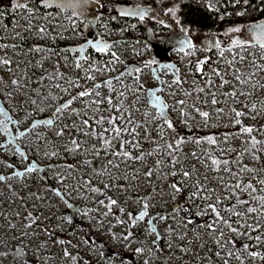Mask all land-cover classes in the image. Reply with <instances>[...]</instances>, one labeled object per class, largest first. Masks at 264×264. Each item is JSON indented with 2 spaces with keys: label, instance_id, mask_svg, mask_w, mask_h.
I'll return each instance as SVG.
<instances>
[{
  "label": "rangeland",
  "instance_id": "1",
  "mask_svg": "<svg viewBox=\"0 0 264 264\" xmlns=\"http://www.w3.org/2000/svg\"><path fill=\"white\" fill-rule=\"evenodd\" d=\"M109 1V0H106ZM208 7L213 10L218 9L219 0H205ZM22 3L26 9V13L23 11H13V19L10 25H5L0 17V27L3 29L0 35V45H7L6 48H0V57L8 58L13 61V70L16 73V77L21 80V83H25L29 76L33 79L40 75L46 76L48 73H54L55 67L58 65L59 72L65 75L63 82H66L68 77L74 76V61L69 59L65 53L62 51L56 52L57 55H52L53 50H45L43 53L29 54L26 51H20L15 47L16 36L22 33L21 27V17H26L27 21L29 19L33 20L34 14L38 11L41 13V18H38L37 23L40 28H44L46 31L44 34L37 31L36 44L45 45L42 47H49L46 45L45 39L47 36V30H54L52 27H61L62 33H71L73 36L72 43L79 42L83 36L91 39L93 36L102 34V41H115L117 38L120 39V43L116 45L112 44V47L107 50V56L98 60L94 58L91 63H86L82 58L79 60L80 67V81L85 85H90L92 83H99L102 85V89H99L101 96H112L114 104L119 107V101L123 100V106L127 109L124 116L131 115V119L135 122L141 124V128L137 129L139 136V144L141 147L139 149L128 147V151L139 155L141 152H147L155 148L156 144H161L165 139L172 134L173 130L167 129L163 121L158 117L155 111L147 105V100L145 96V90L148 87H153L157 85L154 79L149 65L140 67L142 70L139 73V83H142L144 88L139 89L137 86L136 79H130V75H124L122 80L113 83V87L116 89L115 92H111L109 87L105 82H102L107 78V72L112 75H119L120 73H126L125 68L129 63L128 59L125 57V53H122V49H134L140 42L142 45H146L145 60L153 59L154 61L162 60L170 57L172 53H177L178 57L175 61L180 59V53L186 52L192 55L190 62H187L180 70H178L179 78L189 84L190 87L198 88L202 87L201 81H207L211 79L213 81V86L208 87L207 83L203 87L206 88L207 92H215L217 94V99L219 103L215 106L211 104V96L206 93H201V96L197 99V106L201 107L205 111H210L213 115L211 123L214 125L210 128H204L206 131H212L216 134L225 133H236L238 132L240 126H234L233 117L234 113L230 109L235 108L240 111L247 112V115L241 117L242 125L253 126L254 129H260L262 131L253 132L254 137L264 142V114L258 115L256 119H251L253 115L252 112L244 107L247 104L249 108L252 103L257 101H264V89L260 88L259 85H264V72H257L256 75L251 76V80L257 87H253L252 84L239 83L235 80L233 72L234 69H239L240 72L244 73L247 77L253 71L251 61L256 59L258 64L264 65V60L251 51L250 49L242 50L240 53L236 54L233 52L232 59H227L224 56L221 57L220 49L214 47L216 40H219L221 47L229 48L231 46V39L233 38H243L248 40L251 44H255L256 41L252 39L250 33H232L231 35H225L224 33L230 28L217 33L215 35L204 32L200 34H193L190 32V38L194 44V49L185 48L184 51H180V44L178 41L184 39L183 31L178 24L176 17L169 12L167 9H162L164 11L163 15L166 17L165 22H158L151 24L145 32H141L137 28L136 21L126 22L127 31L131 34V38L140 40L136 44L127 42V35L121 29H114L111 27L107 20L103 18L99 11V4L95 0H89L86 5H80L73 8L71 5L77 3V0L68 2L69 5L63 12L58 9V13H62V18L55 17V11L40 10L35 9L32 4H26L27 2H20L16 0L15 4ZM29 3V2H28ZM0 0V5H1ZM32 5V6H31ZM72 8V10H70ZM139 7H127L123 6L120 8L121 12L125 10H135ZM146 9V8H139ZM154 9V8H153ZM152 10V9H151ZM82 12L83 15L79 16V20L75 23H71L76 27L78 22L83 24V36L80 33L74 35L70 27L69 14L73 15V12ZM151 12L148 9L146 14L147 17H152L153 19H159L161 13ZM44 13L48 14V18L44 19ZM149 14V15H148ZM28 16L30 17L28 19ZM77 18V19H78ZM161 21V20H160ZM51 22V24H49ZM255 23V22H254ZM167 25L164 33L158 32L155 28L156 25ZM252 24V23H251ZM249 24H240L242 28H246ZM232 27V26H231ZM32 31V35L35 31L34 24L29 27ZM34 30V31H33ZM59 35V34H58ZM34 36V35H33ZM48 37V36H47ZM94 39V38H92ZM100 39V37H99ZM140 44V45H141ZM256 50L259 46L254 47ZM215 49L212 54L213 66L209 63L202 65L203 68V79L197 76L199 71H197L196 65L198 61L206 60L207 52L209 50ZM115 52L119 56V62L114 63L111 53ZM144 53V52H143ZM138 54L141 53L138 51ZM240 56L246 57L245 61H240ZM38 61L43 62V68L38 64ZM143 61V60H142ZM229 61H233L231 67H226ZM162 62V61H161ZM16 63H20L21 66L16 68ZM154 65V64H152ZM156 65V64H155ZM53 68V70H49ZM91 69H98L92 71ZM213 69H216L224 78L229 80L231 83L224 85L223 88L215 87L216 84L220 82V77L215 76ZM173 71L162 70L159 75L162 77L161 81L162 89L161 92L164 101L169 105V118L174 124V128H178L180 131L183 129H189V124L195 128L199 127L201 121L197 117L196 120L190 121L188 124L184 122V118L179 115L178 111H173L172 106L175 104L176 100L185 99L184 94L179 86H173L171 89L168 85L172 80L176 78V73ZM135 73H133L134 75ZM92 75L95 77L94 80H88L86 77ZM137 75V74H136ZM0 77H3L5 81H8L10 74L3 67H0ZM58 82L59 77L53 80ZM57 83H55L56 85ZM35 87V86H34ZM65 87V85H61ZM31 84L27 88L23 89H12L7 90L13 91L12 97H6L3 92H0V110L7 113V117L0 115V121L4 122V126L7 127L10 135H6L3 131V126H0V145H6V147H0V175L5 177H12L5 182H0V212L5 213L8 219L17 225L13 230H7V220L4 217H0V237H5L4 245L0 244V251L6 245L10 246L13 250L18 247V243H21L22 249L26 250L27 255H29L26 264H108L109 258L111 259V264H163L162 257L163 252L159 251V247L163 248V251L169 255V264H183L184 261L189 257L199 256L206 264H220L218 258L207 259L211 253L208 249L217 251L220 248L216 245L214 240V235L207 236L205 228H198L196 224L188 225L187 228L182 225L185 223L187 218L190 217V213L197 214L199 209L193 205H203V199L197 197H191L192 191L195 190L194 184L196 180L199 179L203 182L206 187L214 188L216 193L222 189V183L205 165L206 162H197L195 158L192 157L191 153L194 147L190 143L182 144V152L178 153V156L182 161H185L183 168L184 170H191L192 165L196 164L200 175H193L188 181H185L183 176L177 174L172 176L169 173L172 171L170 166L155 167L156 161H167L165 157V149H163V154H153L152 156H145L144 161H121L116 157L110 155L109 160H113L115 163H120L119 174H124L127 169V174L129 177L133 175V170H137L141 173L140 179L137 181H132L131 185L127 181L118 179V173L116 169L111 170V175H109L106 170L109 166L108 164L95 165L93 166L89 161L96 155V151H93V146H96L97 150L102 148L101 141L92 137L90 134V129H84L80 127V116L72 114V109L75 112H79L84 119H88L90 116H100L103 115L107 118L110 114L113 116H119L120 114L114 110L96 112H88L87 116H84L85 104L81 103L79 100L72 105V109L66 110L64 113L54 115L56 107L61 103L71 99L72 95H75L73 89L70 88V93L64 98L63 102H58L56 99L51 103L49 100H40L37 105H32L28 97L35 92L30 91ZM55 86L52 88L54 89ZM73 88V87H72ZM133 89V90H129ZM244 91L245 93H251V95L237 96L236 98H231L225 93L231 91ZM93 91H96L95 89ZM120 91H124L125 98L120 97ZM174 92L175 95L170 93ZM61 94L64 92L60 91ZM139 96V100H137ZM96 98V97H92ZM89 98H85L87 101ZM55 102V103H54ZM105 104L100 105L101 108L106 107ZM180 106L176 105L178 109ZM225 108L227 109L220 118H215V108ZM261 105L257 103V109L259 110ZM42 109V110H41ZM139 109V111H137ZM186 111L192 112L195 116L196 113L192 110V104L188 102V107ZM155 117V119H154ZM52 119L53 124L48 126L43 121ZM18 121V123H11L9 121ZM39 122L38 126L32 129L30 126ZM75 121L77 127L72 128L71 124ZM122 122V121H117ZM92 127L98 132L102 131L107 125L96 124L94 121L90 120ZM65 124H68V128H64L65 135L57 136L56 132L63 128ZM215 125L220 127L219 130L215 128ZM30 127V128H29ZM131 127V125H127ZM147 128V133H145L144 128ZM163 127L164 138L160 139L159 129ZM29 128L27 134L16 140L26 152L27 162L35 161L39 169L43 171H36L33 173H25L22 176L13 175L16 170L24 169L25 163L21 155L16 151L15 146L12 144L11 136L17 135L19 132ZM216 131V132H215ZM107 135V134H105ZM78 138L81 142L82 148L86 150L81 151H68L67 147L71 146V141ZM245 135L237 138L235 135H230L227 138V143L225 140L220 138L222 142L220 144H225L231 149H240L244 143ZM128 140L132 141V136L128 135ZM155 141V143H153ZM135 142V141H133ZM114 145V143H113ZM260 148H264V144L260 145ZM103 149V148H102ZM140 149L143 151L140 152ZM56 151L57 156L48 157L42 155L43 152ZM264 157V150L261 151ZM105 154H108L104 151ZM109 155V154H108ZM243 162L247 165H252L257 167L254 163L252 157L249 154L243 155ZM11 165V167H9ZM54 165L55 167H50ZM68 165H72L69 168ZM178 168L181 166L178 165ZM153 168V176L151 178L144 177L142 174L147 169ZM43 173V175H42ZM95 173V174H94ZM259 178L264 179L262 172H259ZM57 174L67 177L63 184L57 178ZM207 174L208 179L205 180L204 176ZM84 181H90L92 187L99 188L105 193L100 199H104L107 202L108 197L116 199L118 201L117 205L112 207L111 212L104 216L102 213L108 211L103 205L97 203L98 200L95 199V194L89 191V186L84 184ZM111 182L114 186L105 189L103 185L105 183ZM176 183L178 187L181 188L180 192H175L171 188V184ZM123 185L127 191H121L120 188L115 185ZM11 185V188H9ZM73 188L79 189V191H73ZM59 190L63 199L55 195V191ZM223 190V189H222ZM132 191L143 192L141 198L138 196H133ZM214 192L212 197L215 196ZM15 193V194H14ZM204 193H200L203 196ZM40 197L36 199V197ZM23 198V200L21 199ZM137 199L142 202L146 200L150 207L148 209L149 215L145 217L144 221L139 222L135 227H131L134 231H138L139 241L132 242L128 245H122L124 240L122 237L127 234L128 228L126 224L118 223V220L128 221L127 213L131 212L133 215L137 214L142 210V203H137ZM67 201V203H65ZM180 203V204H179ZM183 203H188V210L180 208L178 206ZM72 207H68V205ZM120 208L124 209V212L120 211ZM77 209L79 211H77ZM90 210V211H89ZM31 212L34 217H39L36 225H33L31 229H26L21 226V221L16 217V213L20 212L23 216L26 212ZM87 211L88 214L83 213ZM166 216V221H153L157 232L159 233V240H157L156 233H149V226L147 224L148 219L156 216ZM204 217V215H200ZM207 217V216H205ZM27 223L28 221H24ZM204 224V223H203ZM102 225V226H101ZM171 226L174 231L169 232L168 226ZM194 232H198L199 236L203 238L202 240H196ZM27 232V236H22L21 234ZM51 233V236H49ZM187 233L189 239L194 240V244L187 245L178 239L179 234ZM15 237V238H14ZM239 236H235V238ZM241 237V236H240ZM63 239L66 243L64 245L53 244V240ZM70 241V243H69ZM87 241V243H85ZM153 241H157L153 244ZM41 243H46V248H39L38 245ZM201 243L205 247H201ZM225 243L227 248L225 251L228 253L230 251V245ZM171 244V248L169 247ZM253 245V251L261 252L264 247L257 246V242L253 240L251 242ZM177 245H182L183 247L191 248V251L187 254L180 251ZM259 245H263L261 243ZM67 249L73 256L77 257V260L73 262L71 259H66L63 257V250ZM137 248L144 249L143 254L137 253L135 250ZM239 249L237 252H242V249L238 246L232 251ZM262 249V250H263ZM44 250L45 254L49 255V258L45 259L42 253ZM35 253V255H34ZM242 259L247 264H264V260L252 259L248 257L247 253H242ZM213 257V256H212ZM233 260L236 259L233 257ZM0 262H5V264H11L10 261L2 257Z\"/></svg>",
  "mask_w": 264,
  "mask_h": 264
},
{
  "label": "snow or ice",
  "instance_id": "2",
  "mask_svg": "<svg viewBox=\"0 0 264 264\" xmlns=\"http://www.w3.org/2000/svg\"><path fill=\"white\" fill-rule=\"evenodd\" d=\"M89 2V0H77V3L72 4L71 6L73 8H76L80 5H86ZM245 4L248 3V0H243ZM236 3H240V0H236ZM19 7H23L24 5L22 3L18 4ZM43 6L45 8H52V7H59L61 9L65 8L67 5L61 0H43ZM176 8L169 9V12H171L173 15H175ZM148 9H135V10H125L121 14L122 15H132V16H139L141 20L144 19L145 15L147 14ZM74 16H81L83 15L82 12H73ZM236 15L238 16H243L244 12H237ZM44 28H40L39 32L41 34L45 33ZM183 34H184V39H180L178 43L180 44V51H184L185 48L187 49H194V44L190 38V32L188 29H182ZM250 33L251 37L253 40L256 41L255 44H251L248 40L243 39V38H233L231 39V46L227 49V51H232L233 49H248L250 47H256L259 46L262 52H264V20L249 24L246 28H242L240 26H232L230 27L227 32H225V35H231L232 33H240L243 35V33ZM88 45H90L92 48L97 50L98 52H105L108 49H110L112 46L106 43H101L99 40H96L95 42L89 40ZM214 47L220 49V55L223 57L225 48L221 47V43L219 40H216ZM7 45H0V48H6ZM30 51L36 52V53H43L45 52V49L41 47H35L31 49ZM76 51L80 52L83 54L84 52V47L76 49ZM189 54V53H186ZM52 55H57L56 52H52ZM111 56L113 57V62H119V56L115 52L111 53ZM240 61L243 62L245 61L246 57L240 56ZM261 60H264V55L260 57ZM208 61L207 60H201L197 62L196 68L197 71L203 72L202 65L206 64ZM151 63H155V61H151ZM38 64L41 68H43V62L38 61ZM233 64V61H229L226 67H231ZM253 71L248 74L246 77L244 73L240 72L239 69H234L233 75L234 78L237 82L239 83H247V84H252V86L255 88L257 87L256 84L253 83L251 80V76L256 75L257 72H264V65L258 64L256 59H253L251 61ZM77 68L80 67L79 61H77L76 65ZM0 67H3L7 70V72L10 74V78L8 81H5L3 77H0V92H3L6 97H12L13 96V91L7 90L9 87L12 89H23L27 88L29 84L35 85V87H32L30 91H33L37 94V96L41 97L42 100H52L53 96L52 93H49L47 96L43 95V92L41 91L39 85L45 80L44 75H40L33 79L31 76L28 77L27 81L25 83H21V80L23 77L20 79L15 78L16 73L13 70V61L8 58L0 57ZM16 68H19V64L15 65ZM163 67L171 69L173 66L172 65H163ZM92 71L98 70V69H91ZM142 70L140 68H132L129 69L126 73H120L117 77H115L116 80L120 81L124 77V75H132L133 73H136V81H137V86L139 89H143L144 86L142 83H139V73ZM177 75L174 80L171 81V83L168 85V88L171 89L173 86H180L184 82L179 78L178 75V70H176ZM213 72L215 76L220 77V82L215 85V87L218 88H223L224 85L231 83L229 80L224 78V75L221 74L219 71L216 69H213ZM59 77V79L64 80L65 75L61 72H59L58 65L54 69V73H49L48 78L55 80ZM88 80H94L95 77L92 75H88L86 77ZM68 87H61L60 84H56L55 87L60 89V91L64 92L65 94H68L69 88L75 87V88H80V84L78 80H67L66 81ZM106 85L109 87L111 92H115L116 89L112 86L113 82L112 80H108L105 82ZM161 84H163V81H160ZM208 87L213 86V81L211 79H208L206 81ZM102 87L101 84L97 83L92 86V89H96V91H93L92 89L85 88L84 90H81L77 92L75 95L71 96V99H68L67 101L61 103L58 107L55 109L54 115L59 116V114L64 113L66 110L72 109V105L76 101H80L81 103L85 104V112L84 116L88 115L89 111H92L93 113L96 112H104V111H110L114 110L115 112L119 113V116H113L109 115L107 118H105L103 115L100 116H90L88 119H84L83 116L79 112H75L74 109H72V114L76 116H80V127L84 129H90V133H85V134H90L92 137L98 138L100 141H102V148L104 151H106L109 155L118 158L121 161H140L143 162L145 156H152L154 153L162 155L163 154V149L159 145L156 146V148L149 150L147 152H141L139 155H135L131 152L128 151V147L131 146L132 148L139 149L141 145L139 144V140L137 137L139 136V133L137 132L138 128H141V124L138 122H135L131 119V115L124 116V113L127 111L126 108L123 106V100L119 101V107H117L116 104L113 102V97L112 96H101L100 91H98ZM260 88L264 89V85H259ZM130 91L133 89H129ZM164 89L162 88H157L155 90H148V94L154 97V105L158 108V117L163 121V124L166 125L167 129L175 131L174 124L172 120L169 118L168 112H169V105L164 102L163 99H161L160 96L157 95L158 92H162ZM195 91V90H194ZM199 93H206L207 95L211 96V104L213 106L217 105L219 103L217 99V94L215 92H207L205 87H199L198 92H197V97L199 96ZM171 95H175L174 92L170 93ZM120 97H125L124 91H120L119 93ZM225 95L231 97V98H236L237 96H245V95H251V93H245L244 91L237 92L235 90L225 93ZM184 96L187 98H191L193 96L192 92L185 91ZM96 97V98H92ZM85 98H89L87 101H85ZM139 100V96L136 98ZM29 102L32 105H37L38 101L37 99H33L31 96L28 97ZM106 104L107 106L104 108H101L100 105ZM257 103L261 105L260 109H257ZM176 105H179L180 107L177 109ZM188 107V101L186 99H179L175 101V104L172 106L173 111H178L179 115L184 118V122L188 124L190 121H194L199 118L201 121L199 127L201 128H210L213 127L214 125L211 123L213 119V115L210 111H205L201 107H198L196 104H192V110L196 113L195 116L192 115V112L186 111ZM244 107L248 110V112H252L253 115L251 116V119H256L258 115L264 114V101H257L256 103H252L251 107L247 104H244ZM42 110V109H41ZM227 109L225 108H215V113L216 117L215 118H220L222 114L226 111ZM139 111V109H137ZM232 113H234L233 122L234 126L238 125L240 126L238 132L236 133H225L223 134V139L225 140V143H227V138L230 135H235L237 138H239L242 135H247L248 140L245 141V144H250L251 148L249 149L248 147L245 148L244 154H252L253 161L258 165V167H248L247 165H243L240 168V172L248 173L250 174L249 176V181L245 182L242 179L238 178V173L236 171H233L230 167H228L230 161L227 159H218L214 156L211 155V153H202L201 155H198L195 151L191 153L192 157L197 160V162L204 163L203 156H207L211 160L210 165H205L206 167H210L213 171H226L229 173V176L231 177L232 180H235V183H228L227 185H222V187H227L229 190V195H225L223 197L224 200H229L233 196L236 197L235 203H233L231 206L227 208H220L218 205L222 204V199L219 195L215 197V202H211L213 197L212 193L215 191L214 188H209L206 187L202 181L199 179L196 180V187L195 191L193 192V196L203 199L205 201H208V203L203 204V205H193L194 207H197L199 211L197 212V215H211L213 218L211 222H205L204 224H199L197 225L198 228H205L206 229V235L207 236H212L213 234L219 233V236L215 237V243L216 245L220 248V251L214 252L215 257H219L223 259V264H229L228 259L223 258V250L225 248V243H222L221 238H224V241L226 243L232 244L235 246V236H247L249 240H255L257 244L264 243V223L261 222V220H264V196H257L256 194L258 192H264V179H260L258 173L259 172H264V160H262L261 156H259L256 153H259L260 151L264 150V148H258V145L264 144V142L257 140L252 133L255 131H262L260 129H254L253 126H244L242 125L241 117H244L247 115V112L245 111H240L235 108L230 109ZM0 115H4L7 117V113L3 112L0 110ZM155 119V117H154ZM91 121H94L96 124L100 125H107L106 127L103 128L102 131L98 132L95 128L92 127V124L90 123ZM117 121H122V124L117 123ZM11 123H18V121H9ZM39 122H35L31 125V128L34 129L38 126ZM42 123L51 126L53 124L52 119H48L46 121H43ZM127 125H131V127H127ZM0 126H3V131L6 135H10L8 132V129L6 126H4V122L0 121ZM69 125L65 124L63 128H60L57 132V136H63L65 135L64 128H68ZM72 128H76V122L73 121L71 124ZM145 133H147V128H144ZM192 131V126L189 124V132ZM125 133L128 135L132 136L133 140L129 141L128 139H125ZM27 132H20L18 134V137L25 136ZM107 134V135H105ZM159 136L160 139L163 140L164 138V129L161 127L159 129ZM118 141L119 142V147L115 148L113 147V141ZM135 141V142H133ZM11 142V141H10ZM193 143V144H207L210 146H216L218 143V138L215 135H207L204 137H195L193 136H186V137H179L176 139L175 143L173 144L172 142H168L165 145L166 151H167V156L169 159L167 161H161L157 160L155 167H161V166H170L172 171L169 173L172 176H176L177 174H180L183 176L185 181H188L192 178L193 175L199 176V170L196 167V164L192 165L191 170H184L183 165L185 161H182L181 158L176 155L178 151L181 150V145L183 143ZM155 143V141H153ZM0 147H6V145H0ZM66 150L68 151H81V150H86L82 148V144L80 141L77 139H73L71 141V147H67ZM93 151H96L97 154H99V150L96 149V146H93ZM225 151H234V149H221V152ZM21 157H23L25 160H27V156L25 153L20 152ZM42 155L48 156V157H54L57 156L58 153L56 151H51L49 152H43ZM239 162V158L237 160ZM108 168L106 169L111 175V170L116 169L118 173V179H122L124 181H127L129 185H131L132 181H137L140 179L141 173L137 170H133V175L129 177L127 174V169L125 170L124 174H119V168H120V163H115L113 160H108L107 161ZM180 165L181 167L178 168L177 166ZM221 165H223V168L221 169ZM11 167V165L9 166ZM50 167H55L54 165H50ZM69 168H72V165H68ZM36 171H43V169H39L35 161L28 162L25 166V173H33ZM153 168L147 169L145 172H143V176L147 178H151L153 176ZM25 173H20V172H15L13 175H24ZM95 174V173H94ZM12 177H5L3 175H0V182H5L6 180L11 179ZM57 178L60 181L61 184L64 183V181L67 179V177L57 174ZM204 179L207 180L208 176L205 174ZM222 180L223 177H220ZM255 180L259 185L262 187L257 188L251 181ZM84 184L89 186V191L94 194H98L99 196H104L105 193L102 192L99 188L92 187L90 181H84ZM114 185L109 182L105 183L103 187L105 189L111 188ZM116 187L120 188L121 191H127L126 188H124L123 185L116 184ZM9 188H11V185H9ZM171 188L175 192H180L181 188L177 186L176 183L171 184ZM73 191H79V189L73 188ZM247 192L249 193L251 200L247 199H241L240 194ZM200 193H204L203 196H200ZM15 194V193H14ZM55 195L57 197H60L63 199V195L59 190L55 191ZM40 197H36V199H39ZM23 200V198H21ZM137 203H142V210L139 212L137 215H133V213L129 212L127 213L128 216V221H123V220H118V223L121 224H126L127 226L130 227H135L139 222L144 221L145 217H148L149 212L148 209L150 207V204L144 200L143 202L140 199H137ZM253 202H255L253 204ZM67 203V201H65ZM98 204L103 205L108 211L102 213V215L107 216L111 210L112 207L117 205L118 201L116 199H112L111 197H108L107 202H105L104 199H99L97 201ZM258 205V207L256 206ZM68 207H72V205H68ZM77 211H79L77 209ZM90 211V210H89ZM121 212H124L123 208H120ZM84 215H87L88 212L85 211L83 213ZM226 215L228 218H226ZM235 216L237 217V220H232L231 217ZM0 217H4L7 220V230H13L17 227L16 224H14L11 219H8V217L5 215V213L0 212ZM16 217L20 219L21 221V226L26 229H31L33 225L37 224V221L39 220V217H34L33 214L29 211L26 212L23 216H21L20 212L16 213ZM251 219V223H248V220ZM167 217L166 216H156L148 219L147 224L149 226V233H156L157 235V240H159V233L157 232V229L153 223V221H166ZM24 221H28L25 223ZM194 221L191 218H187L185 223L182 225L183 227L187 228L188 225L193 224ZM236 225V226H234ZM102 226V225H101ZM2 227V226H0ZM225 229L232 233L233 236H226L225 235ZM169 232L174 231L172 227L169 225L168 229ZM193 231L194 230H189ZM252 233H255V236L252 235ZM22 236H27L28 233L24 232L21 234ZM132 233L128 232L126 235L122 237L123 240L131 242L130 238L132 237ZM195 239L196 240H202L199 236L198 232H194ZM49 236H51V233H49ZM15 238V237H14ZM178 239L183 242L184 244L187 245H192L194 244V240L189 239V236L187 233L184 234H179ZM157 241H153V244H156ZM3 241L0 240V244H2ZM53 244H60L64 245L66 242L63 239H57L52 241ZM70 243V241H69ZM87 243V241H85ZM201 247H205L203 243L200 245ZM47 244L46 243H41L38 245L37 251H39V248H46ZM169 247L171 248V244H169ZM177 247L180 249L181 252L187 254L188 252L191 251V248L188 247H183L182 245H177ZM253 247V245L249 243L243 244V252L247 253L248 257L252 259H260L264 260V254L258 252V251H250V249ZM139 254H143L144 249L142 248H137L135 250ZM159 251H163V248H160ZM209 252H212V249H208ZM239 249H236L235 251H229L228 256L229 257H234L235 259L240 261V264H244V261L242 259L241 255H237V252ZM15 252L18 255L21 256H26V252L22 249L17 247L15 249ZM8 255L7 252L5 251H0V258L6 257ZM35 255V253H34ZM63 257L66 259H71L73 262L77 260L76 256H73L66 248L63 250ZM207 259H212V256H207ZM108 264H111V259L109 258ZM145 264H148V261H145Z\"/></svg>",
  "mask_w": 264,
  "mask_h": 264
},
{
  "label": "trees",
  "instance_id": "3",
  "mask_svg": "<svg viewBox=\"0 0 264 264\" xmlns=\"http://www.w3.org/2000/svg\"><path fill=\"white\" fill-rule=\"evenodd\" d=\"M20 2H27L26 4H32L33 6H35L34 8L37 10H40L41 12H43L44 10H49V11H55L56 8L59 7H52V8H45L43 6V0H18ZM32 1V3H31ZM73 0H61V2L65 3L66 5H69L68 2H71ZM100 6L99 11H102L101 13H99L100 15L103 16L104 19L107 20V23L113 27L114 29H121L125 34H128L127 31V26H126V22L128 21H136L137 23V28L138 30L141 32V34L143 32H145L147 30V28L150 27L151 24L154 23H158V22H165L167 19L165 17V15H163L164 11H162V9H172V8H176V12H175V17L176 20L178 22V24L180 25L181 28L183 29H188L189 32L193 33V34H200V33H204V32H209L213 35L220 33L224 30H226L228 27L231 26H236V25H240V24H251L254 22H258L261 20H264V0H248V3L245 4L243 2V0H240V3H236V0H219V4H218V9L217 10H213L210 9L206 3L205 0H95ZM16 0H1V5H0V17L2 18V21L4 22L5 25H10L12 23V19H13V11H23L24 13H26V9L24 7H17L15 4ZM29 2V3H28ZM31 5V6H32ZM123 6H127V7H139V8H146L149 9L151 12H155L156 9L158 10L159 13H161V17L159 19H153L152 17H147L145 15L144 19L141 20L139 18V16H132V15H122L120 8ZM66 8H68V6H66L65 8L60 9V11H64L66 10ZM154 8V9H153ZM152 9V10H151ZM70 10H72V8H70ZM157 12V13H158ZM237 12H244L243 16H238L236 15ZM149 15V14H148ZM79 17V16H78ZM77 16L74 15H70L69 14V22L68 24L71 23H75L76 20H79ZM30 17L28 16V19ZM78 18V19H77ZM38 19H35L33 17V20L29 19V21H27L25 27L24 26V22L21 20V27L22 28V33L17 34L16 36H14V38L16 39L15 43V47L16 49L20 50V51H28L29 54H37L36 52H32L30 51L31 49L35 48V47H39V45L36 44V37H34V33L36 31H34L33 35H32V31L29 29V27H31L33 24L35 25V22ZM161 20V21H160ZM39 21V20H38ZM49 24H51V22H49ZM162 26V25H161ZM39 25L38 28L39 29ZM57 26L55 25L54 27H52L54 30L49 31L47 30V36L45 39L46 45H49V47H42L45 45H40L41 48L45 49V50H53V52H58V51H62L63 53L66 54V56L69 59H72L74 61V76L73 77H68L66 78L67 80H78L79 84H80V88H75V87H71V89H73L74 93L76 94L77 92L84 90L85 88H89L92 89V86L95 83H92L90 85H85L80 81V77L82 76L80 74V70L75 66L77 61H79L80 59H84L86 63H91L92 60L94 58H97L98 60H101V58H105L107 56L106 52H98L97 50H95L94 48H92L90 45H88V40L89 38H86L83 36V24L82 22H78V24L76 25V27L74 25H70L71 29H72V33L74 35L77 36L78 33H80L81 36H83V38L76 43H72V40H68L65 37H62V34L59 33L57 31ZM164 29L167 27V25H163L162 26ZM3 29L0 27V35L2 34ZM59 34V35H58ZM98 36V34H97ZM97 36H93L92 38L96 39ZM100 39L103 37L102 34L99 35ZM91 38V39H92ZM92 39V40H94ZM101 42V41H100ZM101 43H106L112 46V42L110 41H102ZM84 47V52L83 54H81L80 52L76 51V49ZM218 49V48H216ZM228 48H225V52H224V57L227 59H232V53L235 52L236 54L240 53L242 50L245 49H233L232 51H227ZM251 51H253L257 57L264 55V52L261 51V49H255L254 47H250L248 48ZM215 52V49L213 50H209L207 52V58L206 60L208 61L207 63L211 64L212 66L213 61H212V54ZM192 59V55L186 54V52H181L180 53V59L175 61L177 69L180 70L183 66H185V64L187 62H190V60ZM170 57H167L165 59L162 60H158L155 61V63H151V61H154L153 59H148V60H143L141 62H139V65L142 66H146L147 64L149 66H151L152 64H157L159 62H166V61H170ZM19 64L20 63H16ZM129 65V64H128ZM49 70H53V68H49ZM49 74V73H48ZM48 74L45 76V80L39 85L41 91L43 92L44 96H47L49 93H52L53 99L49 100L51 103H53V100H57L58 102H63L68 94H61L60 93V89L58 88H54L55 83L60 84V85H65V87H68L66 82H63V80L59 79L58 82L53 81L52 79L48 78ZM202 72L198 73L197 76H199L200 78L203 77ZM107 78H110L112 76L111 73L107 72L106 74ZM117 77V76H116ZM136 77V73L131 76H129L130 79H135ZM107 78H105L102 82H104ZM203 79V78H202ZM117 80L114 78L112 80V82H116ZM205 81H201L202 87L205 85ZM35 85L31 84V87H34ZM184 94L185 91L188 92H192L193 96L191 98H187L185 97V99L190 102L191 104H196L197 105V99L201 96V93H199V96L197 97V92H198V88H193L190 87L188 83L184 82L182 85L179 86ZM102 89V88H100ZM94 90V89H92ZM96 90V89H95ZM195 90V91H194ZM70 93V88H69V92ZM33 99H37V101L41 100V97L37 96V94H33L32 95ZM55 103V102H54ZM119 124H122V122H117ZM179 128V127H178ZM178 128L175 129V131H172V134L169 135V137L167 139H165L163 141V143L161 144H156L155 148L157 145H159L161 147V149H165L164 153H165V157L166 160L169 159V157L167 156V151L165 148V145L168 142H172L173 144L175 143L176 139L179 137H186V136H195V137H204L207 135H215L218 138V143L216 146H210L207 144H193L194 150L198 155H201L202 153H211L212 156L218 158V159H227L230 161L228 167H230L233 171H236L239 175L238 178L242 179L245 182L249 181V176L250 174L248 173H244V172H240V168L243 165H247L245 162H243V155H244V151L245 148L248 147L249 149L251 148L250 144H245V141L248 140L247 135H245V139H244V143L242 145V147L240 149L234 148V151H225V152H221V149H231L229 146L227 147L225 144H220V142H222V140H220V138L223 139V134H225V132H221V134H216L212 131H206L204 128H195L192 127V131L189 132V129H183V130H179ZM215 128L217 130L220 129V127L218 125H215ZM216 132V131H215ZM252 135L254 136V134L252 133ZM125 139H128V134L125 133L124 136ZM78 140V138H76ZM114 145L113 147L118 148L119 147V142L118 141H113ZM101 146H102V141H101ZM71 147V146H70ZM258 148H260V145L257 146ZM182 145H181V150L178 151L176 153V155H178L179 152H182ZM143 151L142 149H140V152ZM259 156H261L262 160H264V157L262 156V152L260 151L259 153H256ZM252 157V154H249ZM239 158V162H237ZM110 159V155L105 154L104 150L102 148H100L99 150V154H97L89 161L93 166L95 165H103L106 164L107 161ZM253 159V157H252ZM203 160L204 162L207 163V165L211 164V160L205 155L203 156ZM256 164V163H255ZM257 165V164H256ZM248 167H254L252 165H247ZM258 167V165H257ZM223 168V165H221V169ZM208 169L218 178L220 179V177H223V179L221 181L222 185H227L228 183H235V180H232L231 177L229 176V173L226 171H213L210 167H208ZM263 177H264V172H262ZM43 175V173H42ZM258 175H260V173H258ZM261 176V175H260ZM257 188L262 187L261 185H259L255 180L251 181ZM194 184V187H196V184ZM223 189V190H222ZM222 189L219 190L218 193L214 192L215 196H213V199L211 202H215V197L217 195H219L222 199V204L218 205V207L220 208H227L229 206H231L233 203H235L236 197L233 196L231 199L229 200H224L223 197L225 195H229V190L227 187H222ZM195 191V190H194ZM191 193V197L193 196V192ZM133 196H138V197H142L143 192H136L132 191ZM257 196H264V192H258L256 194ZM101 198V196H99L98 194H95V199L99 200ZM240 198L241 199H247V200H251V197L249 195V193L244 192L240 194ZM208 203V201L203 200V204ZM255 202H253L254 204ZM180 204V203H179ZM178 206L181 208H184L186 210H188L187 208L189 207L188 203H183L182 205ZM258 207V205H256ZM141 211V210H140ZM136 215V214H135ZM190 217L191 219H193L194 223L196 225L199 224H203L206 221L207 222H211L212 220V216L211 215H207V217H202L200 215H195L190 213ZM226 218H228V216L226 215ZM232 220H237V217L232 216L231 217ZM251 219L248 220V223H251ZM262 223H264V220H261ZM236 226V225H234ZM128 232H131L133 235L130 238L131 242L129 241H125L122 243V245H128L131 244L132 242H137L139 241V235L140 233L138 231H134L133 228L129 227L128 228ZM127 232V233H128ZM225 235L226 236H233L232 233L228 232L225 229ZM253 236H255V233H252ZM219 236V233H216L214 235V240L215 237ZM235 238V237H234ZM0 240L3 241L2 245H4V241H5V237H0ZM254 240V239H253ZM253 240H249L247 238V236H239L238 238H235V246L232 244H229L230 247V251H232L234 248H237L238 246L242 249V252L238 253L237 255H242L243 253V244L245 243H249L251 244V242ZM222 243H224V238H221ZM252 245V244H251ZM261 248L264 247L263 245H258ZM18 247L22 248L21 243H18ZM17 247H15L13 250L10 249L9 245H6L4 248L1 249V251H5L8 253V255L5 257L7 258L11 264H26L25 261H28L29 255L26 256H21L18 255L15 252V249ZM161 248V246L159 247ZM225 250L227 249L226 247L224 248ZM253 247L250 249V251H253ZM263 249V248H262ZM261 252L262 254H264V249ZM24 250V249H23ZM223 250V258L224 259H228L229 260V264H240V261L236 259L233 260V257H229L228 253ZM26 252V250H24ZM217 251H220L219 249ZM160 252H163V257H162V261L163 264H169V255L167 253H165L164 251H158V254ZM214 252H216L215 250H212L211 255L213 256V258H218L220 260V264H223V259L219 258V257H215L214 256ZM42 253L44 255V258L47 259L49 258V255L45 254L44 250H42ZM244 261V260H243ZM0 264H5V262H0ZM183 264H206L204 262V260L199 257V256H195V257H189L187 258L186 261L183 262ZM244 264H247L244 261Z\"/></svg>",
  "mask_w": 264,
  "mask_h": 264
},
{
  "label": "built area",
  "instance_id": "4",
  "mask_svg": "<svg viewBox=\"0 0 264 264\" xmlns=\"http://www.w3.org/2000/svg\"><path fill=\"white\" fill-rule=\"evenodd\" d=\"M58 9H56L55 10V15H53V17L52 18H55V17H60L61 19H63L62 18V13H58ZM62 12V11H61ZM44 15H45V17H44V19H46V18H48V14L47 13H44ZM35 19H38V18H41V13L40 12H36L35 14H34V16H33ZM38 17V18H37ZM23 22H24V26L26 25V23H27V18L26 17H21L20 18ZM35 29H37L38 28V23H37V21L35 22ZM57 28V31L59 32V33H61L62 34V37H65L66 39H68V40H72L73 39V36H72V34L71 33H62L63 31L61 30V27H59V26H57L56 27ZM155 28L158 30V32H160V33H164V28L162 27V26H160V25H156L155 26ZM22 30V29H21ZM129 34H131V33H129L128 32V34H126L127 35V42H131V43H133V44H136L138 41H140V40H136V39H133V38H131V36L129 35ZM34 37H37V33L35 32L34 33ZM110 42H112L114 45H116L117 43H120L121 41H120V39L119 38H117L115 41H110ZM136 42V43H135ZM141 43L139 42L138 43V45L136 46V47H134V49H122L121 50V52L122 53H125V57L128 59V61H129V63L130 64H139V62H141L142 60H144L145 59V54H146V51H145V49H146V45H140ZM138 51L141 53L140 55L138 54ZM144 52V53H143ZM178 57V54L177 53H172L171 55H170V59L172 60V61H174L175 62V59ZM176 70H178L177 68L176 69H174V71L173 72H176ZM172 72V73H173ZM175 75H177V73L175 74ZM161 77V76H160ZM161 79H162V77H161Z\"/></svg>",
  "mask_w": 264,
  "mask_h": 264
},
{
  "label": "water",
  "instance_id": "5",
  "mask_svg": "<svg viewBox=\"0 0 264 264\" xmlns=\"http://www.w3.org/2000/svg\"><path fill=\"white\" fill-rule=\"evenodd\" d=\"M89 40L95 42L96 40H99V35L97 36L96 39H94V40L89 39ZM89 40H88V41H89ZM166 64H168V65H172L173 67H172L171 69H168V68L163 67V65H166ZM140 67H141V66H140L139 64H129V65L126 66V68H125V72H127L129 69H132V68H140ZM176 68H177L176 63H175L174 61H172V60H170V61H166V62H159V63H157L156 65H151V66H149V69H150V71H151V73H152L154 79L156 80L157 85H156V86H153V87H148V88H146V90H145V96H146V100H147V105H148L150 108H152V109L155 111L156 114H158V108L154 105V97H152L151 95L148 94V90H155V89H157V88H162V84L160 83V81H161V77H160L159 73H160L162 70H164V69L167 70V71H174V69H176ZM116 76H118V75H115V76H112V77H110V78H107L104 82H106V81H108V80H110V79L113 80ZM157 95L160 96L161 99L164 100V98H163L161 92H158ZM164 102H165V101H164ZM165 103H166V102H165ZM36 122H37V121H36ZM30 127H31V126H30ZM30 127H29V128H30ZM29 128H27V129H25V130H23V131H21V132H28ZM19 133H20V132H19ZM19 133H18V134H19ZM18 134H17V135H14V136H11V138H10V139H11V142H12V144L15 146V149H16V151H17L19 154H20V152H23V153H25V155H26L25 150H24L19 144L16 143V140H17L18 138H20V137H18ZM26 156H27V155H26ZM22 158H23V157H22ZM27 158H28V157H27ZM23 160L26 162V164L28 163L27 160H25L24 158H23ZM15 172L25 173V168H24V169H20V170H16ZM19 176H22V175H19ZM137 214H139V213H137ZM137 214H136V215H137Z\"/></svg>",
  "mask_w": 264,
  "mask_h": 264
},
{
  "label": "flooded vegetation",
  "instance_id": "6",
  "mask_svg": "<svg viewBox=\"0 0 264 264\" xmlns=\"http://www.w3.org/2000/svg\"><path fill=\"white\" fill-rule=\"evenodd\" d=\"M24 161V160H23ZM24 163H25V166H26V162L24 161Z\"/></svg>",
  "mask_w": 264,
  "mask_h": 264
}]
</instances>
